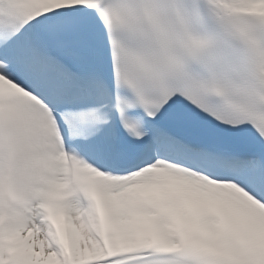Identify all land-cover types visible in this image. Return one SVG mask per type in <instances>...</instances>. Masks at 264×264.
Here are the masks:
<instances>
[{
    "label": "snow or ice",
    "instance_id": "6c2138e0",
    "mask_svg": "<svg viewBox=\"0 0 264 264\" xmlns=\"http://www.w3.org/2000/svg\"><path fill=\"white\" fill-rule=\"evenodd\" d=\"M0 264H264V0H0Z\"/></svg>",
    "mask_w": 264,
    "mask_h": 264
}]
</instances>
